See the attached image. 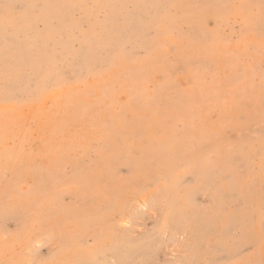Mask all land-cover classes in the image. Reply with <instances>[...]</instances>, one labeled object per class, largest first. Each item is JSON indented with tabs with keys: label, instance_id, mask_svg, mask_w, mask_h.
Masks as SVG:
<instances>
[{
	"label": "rangeland",
	"instance_id": "rangeland-1",
	"mask_svg": "<svg viewBox=\"0 0 264 264\" xmlns=\"http://www.w3.org/2000/svg\"><path fill=\"white\" fill-rule=\"evenodd\" d=\"M0 264H264V0H0Z\"/></svg>",
	"mask_w": 264,
	"mask_h": 264
}]
</instances>
